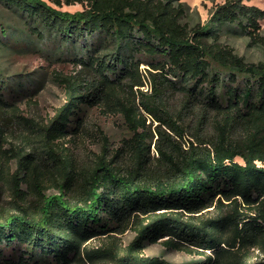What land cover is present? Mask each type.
I'll return each instance as SVG.
<instances>
[{
	"label": "trees",
	"instance_id": "trees-1",
	"mask_svg": "<svg viewBox=\"0 0 264 264\" xmlns=\"http://www.w3.org/2000/svg\"><path fill=\"white\" fill-rule=\"evenodd\" d=\"M49 1L86 7L70 13L46 0H0L34 35L54 36L60 58L72 55L81 67L78 75L58 76L66 102L42 126L43 148L35 156L15 151L16 170L3 178L15 185L9 205L0 206V264L96 257L108 261L103 264H173L141 255L147 243L165 237L170 249L215 253L190 264H264L248 258L253 247L264 252V60L250 62L219 40L228 27L264 48V10L249 0H226L206 24L191 26L183 22L180 0ZM1 33L15 34L6 27ZM145 59L153 69L152 93L134 90L145 85L139 70ZM0 86L14 87L2 78ZM171 89L206 110L190 138L192 121L184 122L165 101ZM87 103L125 116L132 132L124 140L126 161L108 160L105 149L91 169L76 171L60 156L57 141L69 135ZM13 105L0 90V110ZM144 112L159 122L154 128ZM2 141L0 134V152L7 153ZM54 163L64 177L56 182L59 193H49L44 179ZM215 202L214 212L202 213ZM131 218L137 236L122 252L82 248L125 229Z\"/></svg>",
	"mask_w": 264,
	"mask_h": 264
},
{
	"label": "rangeland",
	"instance_id": "rangeland-1",
	"mask_svg": "<svg viewBox=\"0 0 264 264\" xmlns=\"http://www.w3.org/2000/svg\"><path fill=\"white\" fill-rule=\"evenodd\" d=\"M46 1L60 11L70 13L82 11L86 7V5L80 3L57 6L49 0ZM225 1L180 0L186 7L183 22H187L191 26L197 23L204 25L208 22L216 5ZM248 3L255 4L264 10V0H249ZM261 24L264 30V19ZM5 27L15 34L12 36L10 33H1V30ZM219 40L234 47L239 55L244 56L250 62L264 60V48L262 46H250L247 36L228 30V27L221 29ZM60 52L59 43L55 41L54 36L53 38L48 36L40 38L34 35L19 13L0 5V78L3 79L4 83L9 80L14 86L13 88L0 86L3 98L8 101L13 100L14 103L13 106L0 110V134L3 135L2 147L7 150V153L0 152V206L9 205L8 202L12 195L11 183L13 186L15 185V183L3 179L8 175H12L16 170V159L13 158L15 151L37 155L44 146V142L41 141L42 126L46 125L55 115L57 109L66 102L65 87L59 82L58 76L60 74L78 75L81 70V67L72 61V55L62 59L63 57L60 58ZM139 70L145 85L135 86L134 90L141 89L147 93H152L149 76L150 71L153 69L147 64L146 59L141 63ZM92 78L89 77V79ZM85 80L83 84L88 82V79ZM85 93L89 95V92ZM126 93L127 91L123 92L124 95H127ZM165 101L176 112V116L178 112L180 113L184 122L192 121L186 135V138H190V134L194 132L198 120L203 117L206 111L204 107L200 104L189 105L188 98L173 89L168 91ZM137 103L139 105L138 101ZM144 114L147 124L152 125V128L159 123L154 121L148 113L144 112ZM210 115H213V112ZM78 117L79 120L76 119L73 122L69 135L57 141L60 156L69 160L68 162L73 165L76 171L91 169L97 156L105 149L107 150L108 160H127L124 140L129 138L132 132L121 112L103 104L87 103L82 106ZM212 131V128L207 126L205 132L210 134ZM118 153L120 155L116 157ZM154 154L157 156L153 145L152 155ZM29 159L30 157L26 160L29 161ZM1 163L4 164L3 167ZM57 163L49 165L45 169L44 179L49 193H59L56 182L64 180L62 172L55 169L59 165ZM21 188L24 191L28 190L25 185H21ZM216 204L217 202L202 213L211 214L209 212L215 211ZM134 226L131 218L128 227L125 229L123 227L108 234L94 237L85 242L82 248L91 249L92 252L101 247H113L122 252L137 236ZM167 238H162L158 242L147 243L142 248L141 255L159 256L173 264H190L204 260L207 256L215 257V253L210 249H199V251L197 249H170L163 243ZM83 256H85L84 253ZM245 256L247 257V254ZM248 258L251 263L262 262L264 261V252L253 247L248 252ZM104 262L108 261L96 257L93 261L86 259V262H74L73 264H103Z\"/></svg>",
	"mask_w": 264,
	"mask_h": 264
}]
</instances>
